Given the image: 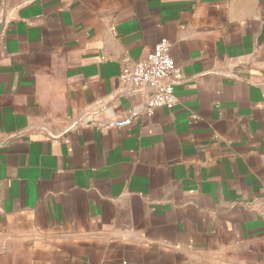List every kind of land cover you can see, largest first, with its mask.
I'll return each instance as SVG.
<instances>
[{"label": "crops", "instance_id": "1", "mask_svg": "<svg viewBox=\"0 0 264 264\" xmlns=\"http://www.w3.org/2000/svg\"><path fill=\"white\" fill-rule=\"evenodd\" d=\"M0 264H264V0H0ZM161 40L178 103L123 58Z\"/></svg>", "mask_w": 264, "mask_h": 264}, {"label": "built area", "instance_id": "2", "mask_svg": "<svg viewBox=\"0 0 264 264\" xmlns=\"http://www.w3.org/2000/svg\"><path fill=\"white\" fill-rule=\"evenodd\" d=\"M170 50L171 43L161 40L145 58H123L119 81L142 98L143 113L148 116L158 108H171L178 103L175 87L184 80V74Z\"/></svg>", "mask_w": 264, "mask_h": 264}, {"label": "water", "instance_id": "3", "mask_svg": "<svg viewBox=\"0 0 264 264\" xmlns=\"http://www.w3.org/2000/svg\"><path fill=\"white\" fill-rule=\"evenodd\" d=\"M6 17H7V14H6V11H4V14L2 15V26L0 28V36L3 32V29H4V25H5V22H6ZM6 144V142H0V145H4Z\"/></svg>", "mask_w": 264, "mask_h": 264}]
</instances>
